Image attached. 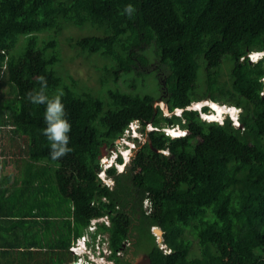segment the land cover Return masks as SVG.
<instances>
[{
    "label": "trees",
    "instance_id": "trees-1",
    "mask_svg": "<svg viewBox=\"0 0 264 264\" xmlns=\"http://www.w3.org/2000/svg\"><path fill=\"white\" fill-rule=\"evenodd\" d=\"M70 27L94 33L64 36ZM61 36L110 60L116 82L107 98L57 70ZM254 51H264V0H0V155L53 163L67 204L58 236L69 253L93 218L107 216L97 232L108 233L116 264L127 261L120 253L133 237L150 264H264V58L250 61ZM153 60L157 94L138 90L141 66ZM41 76L49 97L63 93L72 123V151L56 160L42 130L45 104L26 95ZM160 87L170 114L155 105ZM207 99L239 107L240 125L190 107ZM133 120L147 139L126 171L107 170L110 187L100 159ZM148 122L155 128L147 131ZM176 125L188 132L174 138L162 129Z\"/></svg>",
    "mask_w": 264,
    "mask_h": 264
},
{
    "label": "crops",
    "instance_id": "crops-1",
    "mask_svg": "<svg viewBox=\"0 0 264 264\" xmlns=\"http://www.w3.org/2000/svg\"><path fill=\"white\" fill-rule=\"evenodd\" d=\"M27 157L0 155V264H66L73 257L58 236L66 209L27 180Z\"/></svg>",
    "mask_w": 264,
    "mask_h": 264
},
{
    "label": "rangeland",
    "instance_id": "rangeland-1",
    "mask_svg": "<svg viewBox=\"0 0 264 264\" xmlns=\"http://www.w3.org/2000/svg\"><path fill=\"white\" fill-rule=\"evenodd\" d=\"M91 33H94V30H82V29H79L76 27H70V28L65 29L64 36L72 35L73 37H80V36L88 35ZM59 51L61 53L62 58H61L59 65L57 66V70L62 75H64L65 77H69L70 75L74 76L80 82L81 90L94 92L98 96L107 98V90L110 87H113L115 85V82H116L114 80L115 78H114V74L112 71V63L110 62L109 59L104 57L99 52H90V51H87L83 48L77 47L76 45H71V44L67 43L66 41H64L62 36H61V41H60V45H59ZM260 58H261V56L258 59H260ZM252 59H253V56H252ZM141 67L146 71V73H144L145 81L143 83H138V90L139 91L155 90L156 94H157L159 91L156 90L158 85L156 84L155 73L151 72V71L156 70L159 67V61L153 60L150 62L149 67L148 66L147 67L141 66ZM160 72H161V75H159L158 80H160V82H161L162 80H164L163 78L165 76H163V74L165 72L162 70ZM138 78L140 79L139 82H141L143 80L142 77H138ZM120 84L125 86L123 81H120ZM160 89H161V87H160ZM165 97H166V95L164 94L163 89H161V95L158 96L157 99L155 100V105L161 106L163 108L165 114H170V111L167 107ZM226 105L228 106V104H226ZM190 107L195 108L196 105H194V106L191 105ZM231 108L232 107L228 108L227 110L232 113ZM196 109H199V107L197 106ZM228 111H224L220 115H218V113L216 112L217 115L215 116L214 119H219L220 121H222L226 117V114H227L226 112H228ZM237 111H235V112H237ZM176 112H178V110H176ZM237 114H239V113H237ZM201 115L203 116V118H207V120H212L208 116H206L205 114H201ZM150 123L151 122H148V124L146 123L147 129H150L153 127V126L152 127L150 126ZM132 126L140 127V122L135 121ZM166 127H167L166 131L168 132L170 128H168V126H166ZM137 131H138V128H137ZM172 133L177 134L178 131L174 130V131H172ZM132 135H135V133H131L130 130H126L125 134L121 138H118L116 140L115 145L117 146V150H114V148H109L108 149L109 155L106 157H109V158L111 157V159H112L115 155H119L121 151H123V153L126 154L127 151H129V147H132L131 155H134V152L136 150V149H134L136 147V143L134 145L131 141H129V139H130L129 136L132 137ZM144 137L146 138V135ZM144 137L140 140L141 142L144 140ZM132 138H134V137H132ZM174 138H178V137H174ZM138 146L139 145L137 143V147ZM110 154H112V155L110 156ZM122 156H123V154H122ZM131 159L132 158L127 159L128 162L126 159L124 160L126 163L124 171H126L129 167L132 166L131 165L132 164ZM46 161L42 160L38 157L28 156L25 159H21L20 164L23 167H25L24 172H26L28 174V177L26 176L27 180L33 184L34 183L40 184V186L45 188L46 190L49 189L50 192L48 191L49 193H46V196L49 197V199H52V202H54V203H56V201H57V204L60 201L65 203L64 206H62V209L65 210V208L67 207L66 200H65L66 197L64 195H60L59 190L57 189L55 174H54V170L52 168L53 163L50 164L49 162H46ZM101 163H102V168L107 169L109 162H102V159H101ZM117 168L118 169H116V173H122V172H119L118 170H121V168H123V167L118 166ZM105 175L109 176L107 170L105 172ZM103 182H107L108 184H110L109 185L110 187H113V185L115 183V177L112 176L107 180L104 179V180H102V183ZM138 182L141 183L140 180ZM144 201H145V199H144ZM95 224L97 225V222ZM153 230H155L156 233L158 232L157 229H153ZM107 235H108V233L102 234V236H107ZM155 235L157 236V234H155ZM102 240H105V237H102ZM131 240H133V239H131ZM132 245H133V243H132ZM194 245H196V244H194ZM106 246H107V243H101L100 254H103V247H106ZM125 248L126 249L128 248V251H129L128 246H126ZM165 248L167 249V247H165ZM134 249H135V247L132 248V250H134ZM76 250H79V249H76ZM136 250H138L142 253L146 252V251H144L145 249L143 246H140V248L136 249ZM80 251H81V249H80ZM123 252H124V250H123ZM136 253H137V251L134 252L132 255L131 261H133V262L135 259L134 257L135 256L138 257V255H136ZM100 254L98 255V263L97 264H116L112 261H109L106 258L107 254H103V255H100ZM120 254L123 255V253H120ZM130 254H131V252H130ZM145 259H146V257L142 256V257H140V259L138 258L137 263L138 264L139 263L144 264ZM131 261H129V263ZM117 264H127V263L122 262V263H117Z\"/></svg>",
    "mask_w": 264,
    "mask_h": 264
},
{
    "label": "clouds",
    "instance_id": "clouds-1",
    "mask_svg": "<svg viewBox=\"0 0 264 264\" xmlns=\"http://www.w3.org/2000/svg\"><path fill=\"white\" fill-rule=\"evenodd\" d=\"M122 11L124 14L131 16L133 14V12L135 11L134 5L132 3L125 4ZM254 52H257V51H254ZM254 52H251L248 54L250 61H252V54H254ZM261 55L262 56L260 59L264 58V53H261ZM260 59H257L256 61H258ZM256 61H252V62H256ZM259 79L262 83H264V75L260 76ZM40 81H41V84H40L39 89L34 88L31 90H28L26 95H27L28 100H30L33 104H45V110H44V116H43V119L45 122V127L42 130H43L44 134L47 136L48 140L51 141V144H50L51 159L56 160L58 157L72 151V148L68 143L69 139H70L69 133L71 132V129H72V123L66 115L65 104L61 98L63 93L61 92L59 94H56L55 96L49 97L47 92H46L47 79L44 76H41ZM261 94H264V92H262ZM196 103H198V102H194L192 105L194 106ZM203 106L204 105H202V107ZM208 106L210 107L211 105H208ZM202 107H200L199 110L202 114H205L206 116H208V114L210 112L214 113V111H216L214 108L210 107L212 109L209 112H204L202 110ZM230 107L235 108V111H237V110L238 111L234 112V113H231L230 111H228V112H226L227 113L226 116H230V118H232L233 122L236 125H240L239 114H237V113H240V108L235 106V105H228V108H230ZM192 108H194V107H192ZM177 113H180V112L178 111ZM216 120H219V119H216ZM135 121L140 122V127H135L136 134L132 135V137H134V138L129 136L130 137L129 141H131L134 145L136 143V146L138 143L139 146L134 148V149H136L135 150V152H136L137 149L140 147V144H141L140 140L145 135L147 137V133L144 132L143 124L139 120H133L132 122H130L129 126L126 129H129L130 132L133 133L132 132V125L134 124ZM147 124H146V130L147 131L155 128L153 126V124L150 123V126L151 127L153 126V127L150 129H147ZM137 128H138V131H137ZM169 128H174V127H169ZM162 129L168 135L173 136L170 132L166 131L167 127H164ZM182 130L184 132L183 135H185L188 132L187 130H184V129H182ZM125 132L126 131H124V133L119 138H121L125 134ZM114 150H117V149H114ZM131 150H132V147H129V151H127L126 154H124L123 151H121L120 152L121 155L120 154L115 155L112 159H111V157L110 158L106 157L109 155V153H108L109 151L105 152L103 154V156L101 157L102 162H109V163H108L107 169H103L102 163H101V170L98 174L99 178L101 180L109 179L111 176L109 174L108 175L110 177L105 175V172L110 167H114L116 170V169H118L117 167L119 165H122L123 166L122 170H118V171L123 172L125 169V165H126L124 160L130 159L134 156V155H129V154H131ZM135 152H134V154H135ZM122 154H123V156H122ZM111 155L112 154H110V156ZM119 157H122V161H119ZM101 159H100V162H101ZM127 162H128V160H127ZM103 183L108 184L107 182H103ZM108 185H110V184H108ZM147 200H150V199L148 198ZM146 201L144 202L143 206L145 209L150 210L151 209L150 204L148 206ZM150 203H151V200H150ZM148 207L150 209H148ZM97 218H101V217H97ZM102 221H103V219H99L97 221V224L102 222ZM155 226L158 227L159 229H161L159 226H157V225H155ZM97 229H98V225L96 226L95 229H93V230L90 229L91 230L90 232L87 231L86 234H83V235L72 240V243L69 246V250H70V253H71L73 259L70 260L69 262H67L66 264H94L95 262H96V264L98 263V261L92 260V258H91V256H93V255L96 258H98L97 255H99V253H97V248H96L95 244L97 242H99V244L101 245V243H105L106 240L108 241V235L102 236L103 233H100V232L98 233ZM96 233H97L96 241H94L92 239V234H96ZM99 235H100V238H98ZM82 236L85 238H82ZM102 237H105V240H102ZM161 237L163 239V232L161 233ZM108 244H109V242H108ZM71 245L78 247L77 249H79V250H76V251L72 250ZM80 249H81V251H80Z\"/></svg>",
    "mask_w": 264,
    "mask_h": 264
},
{
    "label": "built area",
    "instance_id": "built-area-1",
    "mask_svg": "<svg viewBox=\"0 0 264 264\" xmlns=\"http://www.w3.org/2000/svg\"><path fill=\"white\" fill-rule=\"evenodd\" d=\"M126 130H129V129H125V131H126ZM132 132L136 134V132H135V127H134V126H132ZM146 139H147V137H146V138L144 137V140L141 142V144L144 143V142L146 141ZM141 144H140V145H141ZM136 147H137V146H136ZM146 203H147V205L149 206V204H150V200H147ZM148 209H150V208L148 207ZM99 219H103V221H105L106 223L109 224V218H108L107 216H104V217H101V218H93V219L91 220L90 225H89V227H90L91 230H93V229L96 228L97 225H96L95 223H96ZM153 234L155 235L154 232H153ZM155 236H156V235H155ZM159 237H161V235H159V234L157 233L156 239L158 240ZM82 238H85V237L82 236ZM98 238H100V235L98 236ZM161 238H162V237H161ZM105 243H107V246H106V247H103V254H107L106 258L108 259V257H109L108 255H111V254H112V249L108 246L109 244H108V241H107V240H106ZM95 246H96V248H97V253L100 254V252H101V245L99 244V242H97V243L95 244ZM77 248H78V247H76V246H72V245H71V249H72V250L76 251ZM169 251H170V250H169ZM103 254H100V255H103ZM97 257H98V255H97ZM91 258H92V260L98 261V258H96L94 255L91 256Z\"/></svg>",
    "mask_w": 264,
    "mask_h": 264
},
{
    "label": "bare ground",
    "instance_id": "bare-ground-1",
    "mask_svg": "<svg viewBox=\"0 0 264 264\" xmlns=\"http://www.w3.org/2000/svg\"><path fill=\"white\" fill-rule=\"evenodd\" d=\"M261 53H264V52H254V54H252V56H253V59H252V61H256L260 56H262L261 55ZM255 57V58H254ZM210 102V101H209ZM211 104V106L216 110V111H214V113L212 112H210L209 114H208V117L210 118V119H214L215 118V116L217 115L216 114V112L218 113V115H220L221 113H223L224 111H228L227 109H228V106L227 105H223V104H220V103H218V102H211L210 103ZM196 105V107L198 106L199 108L200 107H202V105H203V102H199V103H196L195 104ZM232 109V113H234L235 112V109L234 108H231ZM169 128V127H168ZM180 127H176V128H170L169 129V131L168 132H170L174 137L175 136H181L184 132H182L183 130L181 129ZM174 130H177L178 131V133L177 134H173L172 133V131H174ZM129 155H131V154H129ZM119 166H122V165H119ZM123 167V166H122ZM121 170H122V168H121ZM154 229H157V230H159L157 227H154ZM91 231V230H90ZM155 231V230H154Z\"/></svg>",
    "mask_w": 264,
    "mask_h": 264
},
{
    "label": "flooded vegetation",
    "instance_id": "flooded-vegetation-1",
    "mask_svg": "<svg viewBox=\"0 0 264 264\" xmlns=\"http://www.w3.org/2000/svg\"><path fill=\"white\" fill-rule=\"evenodd\" d=\"M133 239L134 240H128V241H126V243H125V246L124 247H126V246H128V247H131V248H129V251L131 252V254H130V252L128 251L127 253L125 252H122L123 253V255H121V256H125L126 258H127V261H126V263L127 264H138L137 262H138V258L140 259V257H142V256H144L145 257V255H149L148 254V252L146 251V250H144V251H146V252H140V251H138V250H136L137 248L135 247V249L134 250H132V248H134V243H135V241H136V238H134L133 237ZM132 243H133V245H132ZM137 251V253H136V255H138V257H134L135 259H134V262L133 261H131V259H132V255H133V253L134 252H136ZM126 254V255H125ZM130 255V256H129ZM150 256V255H149ZM129 261H131L130 263H129ZM139 264H143V263H139Z\"/></svg>",
    "mask_w": 264,
    "mask_h": 264
},
{
    "label": "water",
    "instance_id": "water-1",
    "mask_svg": "<svg viewBox=\"0 0 264 264\" xmlns=\"http://www.w3.org/2000/svg\"><path fill=\"white\" fill-rule=\"evenodd\" d=\"M210 101V102H209ZM199 102H203V105H211L210 103L211 102H215V101H213V100H211V99H207V100H203V101H199ZM198 102V103H199ZM210 107H212V106H210ZM213 108V107H212ZM211 108V109H212ZM176 110H178L179 112H181L183 109H180V108H177ZM176 127H180V125H176ZM159 232V233H158ZM158 234H160L161 235V233L163 232L161 229H159L158 230ZM145 257H146V259L144 260V264H150L151 263V258H150V256L149 255H145Z\"/></svg>",
    "mask_w": 264,
    "mask_h": 264
}]
</instances>
